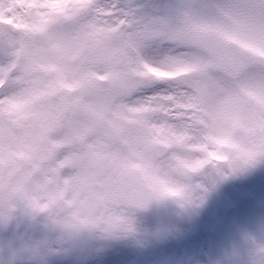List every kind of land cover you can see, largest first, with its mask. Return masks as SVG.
Masks as SVG:
<instances>
[{
    "label": "snow or ice",
    "instance_id": "1",
    "mask_svg": "<svg viewBox=\"0 0 264 264\" xmlns=\"http://www.w3.org/2000/svg\"><path fill=\"white\" fill-rule=\"evenodd\" d=\"M0 12V230L38 226L31 264H89L153 206L194 212L264 167V0Z\"/></svg>",
    "mask_w": 264,
    "mask_h": 264
},
{
    "label": "rangeland",
    "instance_id": "2",
    "mask_svg": "<svg viewBox=\"0 0 264 264\" xmlns=\"http://www.w3.org/2000/svg\"><path fill=\"white\" fill-rule=\"evenodd\" d=\"M142 2L197 4L203 0ZM15 18V12L11 18L0 12V25L11 24ZM167 208L174 213L169 220L164 217ZM138 227L141 242L122 243L89 264H264V167L217 183L194 212L181 214L170 203L153 206L140 214ZM41 237L38 226L25 221L18 229L0 230V264L17 260L30 264L31 257L20 255V242Z\"/></svg>",
    "mask_w": 264,
    "mask_h": 264
},
{
    "label": "flooded vegetation",
    "instance_id": "3",
    "mask_svg": "<svg viewBox=\"0 0 264 264\" xmlns=\"http://www.w3.org/2000/svg\"><path fill=\"white\" fill-rule=\"evenodd\" d=\"M170 215H171V218H172L174 216V213H171Z\"/></svg>",
    "mask_w": 264,
    "mask_h": 264
}]
</instances>
